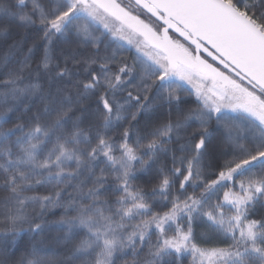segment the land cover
<instances>
[{"label":"trees","instance_id":"16d2710c","mask_svg":"<svg viewBox=\"0 0 264 264\" xmlns=\"http://www.w3.org/2000/svg\"><path fill=\"white\" fill-rule=\"evenodd\" d=\"M70 2L0 0V264H264V125Z\"/></svg>","mask_w":264,"mask_h":264},{"label":"water","instance_id":"95a60500","mask_svg":"<svg viewBox=\"0 0 264 264\" xmlns=\"http://www.w3.org/2000/svg\"><path fill=\"white\" fill-rule=\"evenodd\" d=\"M162 26L157 29L118 0H76L138 35L165 55L168 70L182 66L221 90L241 75L264 91V29L228 0H130ZM193 48L189 52L175 37Z\"/></svg>","mask_w":264,"mask_h":264},{"label":"rangeland","instance_id":"374dc122","mask_svg":"<svg viewBox=\"0 0 264 264\" xmlns=\"http://www.w3.org/2000/svg\"><path fill=\"white\" fill-rule=\"evenodd\" d=\"M70 1V3H73L75 6L77 5L76 0ZM76 9L77 10L74 12V14L78 16L76 23L82 25L80 32H82L84 36L91 39H97L98 35L93 30L90 31L89 23H91L94 27L99 26L103 28L104 31L109 30L111 18L109 17L110 19H108L105 13H99V10L93 4L86 7L81 5ZM119 25H115L116 31H113L115 33L114 35L116 37L118 36L122 41H126L134 45L138 44L141 47L138 49L141 54L145 57L147 56V58L150 59L154 65L162 67L165 79H174L179 83L187 85L201 101L216 111H221L224 108L232 112L239 110L245 114H249L260 124L264 125V96L262 92L259 91V89L250 81L242 79L240 80L241 85L237 88L221 90L216 84L210 83L199 74L191 70L189 71L182 66L179 67L178 71L171 72L168 70L167 63L165 62V55L163 53L152 49L147 43H144L138 35L131 33L121 24ZM175 40L179 41V39L176 38ZM181 41H179V43L191 52ZM191 53L193 54L194 51Z\"/></svg>","mask_w":264,"mask_h":264},{"label":"flooded vegetation","instance_id":"af4514ba","mask_svg":"<svg viewBox=\"0 0 264 264\" xmlns=\"http://www.w3.org/2000/svg\"><path fill=\"white\" fill-rule=\"evenodd\" d=\"M162 26V25H161ZM236 78V80L240 83V85H241V82H240V80L243 78L241 75H239V76H237V77H235ZM229 89H235V88H232V87H230V88H228V90Z\"/></svg>","mask_w":264,"mask_h":264}]
</instances>
